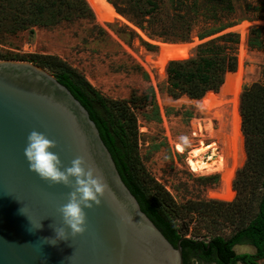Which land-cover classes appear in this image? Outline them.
I'll return each mask as SVG.
<instances>
[{
    "label": "rangeland",
    "instance_id": "374dc122",
    "mask_svg": "<svg viewBox=\"0 0 264 264\" xmlns=\"http://www.w3.org/2000/svg\"><path fill=\"white\" fill-rule=\"evenodd\" d=\"M86 1L93 12V24L75 21L13 34H9L8 28L0 27V60L31 63L32 55L55 56L81 74L104 98L142 97L132 112L144 178L151 179L177 206L172 215L184 238L207 242L213 236L230 237L242 221L246 224L253 218L261 192L254 176L238 183V191L233 188V181L246 161L239 114L240 93L243 86L264 83V51L247 46L250 28L264 29V19L247 20L264 0H234V13L228 16V20L236 23L234 26L201 41H197L194 32L185 43L171 41L173 30L167 27L177 9L169 0H163L161 15L166 27L142 22L144 29L135 25L136 20L129 14L121 13L128 10L129 0H105L111 7V17L106 16L97 0ZM201 26L200 22L195 31ZM228 32L238 35L236 70L225 75L222 95H219L220 88L218 95L204 97L202 102L166 103L169 96L164 91L165 67L169 59L180 58L171 55L193 44L189 53L180 54L182 58L191 57L197 46ZM163 52L167 56L164 61L157 58ZM153 106L158 111L159 121L152 118ZM207 123L209 132L204 130ZM212 143L222 154L225 170L209 175L193 173L186 162L187 153L191 148ZM237 198L239 208L221 204L233 203ZM188 202L203 204L196 206L194 213L185 214L181 206ZM236 246L234 252L243 255ZM246 255H255V249L250 246ZM255 264H264V255L256 259Z\"/></svg>",
    "mask_w": 264,
    "mask_h": 264
},
{
    "label": "trees",
    "instance_id": "16d2710c",
    "mask_svg": "<svg viewBox=\"0 0 264 264\" xmlns=\"http://www.w3.org/2000/svg\"><path fill=\"white\" fill-rule=\"evenodd\" d=\"M169 1L175 3L177 9L167 27L173 30L170 33L171 41L188 42L194 32L198 40H203L236 24L228 20V16L234 13V0H202L200 3L199 0H191L190 3L188 0ZM87 3L86 0H0V27L8 28L9 34H13L29 28H53L75 21L93 24V12ZM114 3L112 2L115 6ZM128 3V10L121 13L133 17L139 28L144 29L142 22L149 26L160 24L161 27H166L161 18L163 0H129ZM185 9L183 14L178 12ZM254 10V16L247 20L264 19V2ZM205 13H209L208 16ZM200 22L201 28L195 31ZM94 28L93 25L92 29ZM237 42L238 35L228 32L197 46L191 57L182 58L180 55L189 53L190 48L181 49L171 55L180 58L169 59L165 67L164 91L169 96L166 103L172 104L180 100L202 102L204 97L216 94L220 88L219 95H222L225 75L236 70ZM247 46L264 51L262 27L250 28ZM31 58V63L47 69L87 110L122 182L137 200L141 211L171 245L175 247L181 240L183 264H187L190 257H194L197 264H255L256 259L264 255V83L243 86L240 93L239 114L246 161L233 181V188L238 191L237 185L241 181L251 176L257 179L261 192L256 213L246 224L242 221L230 237L213 236L207 242H202L186 239L179 233L172 215L177 206L165 191H161L151 179L143 176L137 154L136 119L132 112L135 103L141 101L142 97L132 95L128 100L104 98L81 74L57 57L32 55ZM237 100L238 98L235 100L236 104ZM152 118L159 121L155 106ZM238 200L237 198L233 203L221 204L227 208H239ZM201 204L203 202H188L181 208L185 214H190ZM241 244L253 246L255 255L236 254L233 248Z\"/></svg>",
    "mask_w": 264,
    "mask_h": 264
},
{
    "label": "water",
    "instance_id": "95a60500",
    "mask_svg": "<svg viewBox=\"0 0 264 264\" xmlns=\"http://www.w3.org/2000/svg\"><path fill=\"white\" fill-rule=\"evenodd\" d=\"M32 130L55 141L65 167L84 157L107 185L101 204L85 209L82 234L73 236L59 211L71 189L29 170L24 147ZM61 227L65 240L48 243ZM180 241L171 245L141 211L71 92L44 68L0 60V264H183Z\"/></svg>",
    "mask_w": 264,
    "mask_h": 264
},
{
    "label": "clouds",
    "instance_id": "9594fccd",
    "mask_svg": "<svg viewBox=\"0 0 264 264\" xmlns=\"http://www.w3.org/2000/svg\"><path fill=\"white\" fill-rule=\"evenodd\" d=\"M55 147V141L42 132L32 130L26 137L24 157L29 170L42 180L50 185H63L71 189L67 202L60 207L59 211L63 224L75 236L82 234L85 230V209L101 204V199L105 197L107 191V185L91 164L86 165L84 157H76L71 161L70 166L65 167L53 151ZM54 231L55 239L47 240L48 243L55 244L58 240H65V228H54ZM236 247L242 254L250 251L248 245Z\"/></svg>",
    "mask_w": 264,
    "mask_h": 264
},
{
    "label": "bare ground",
    "instance_id": "6f19581e",
    "mask_svg": "<svg viewBox=\"0 0 264 264\" xmlns=\"http://www.w3.org/2000/svg\"><path fill=\"white\" fill-rule=\"evenodd\" d=\"M97 1L99 2L101 7L103 8L106 16H109V17L113 16L111 7L109 4L106 3L105 0H97ZM243 27H245V26H243ZM200 120H201V118H200ZM209 126L210 125L207 123V126H205L204 130L208 131ZM201 128H200V131H202ZM194 130H196V129H194ZM186 162H187L190 170L196 174L209 175V174H213V173H221L225 170V163H224V159L222 157V154H221V152H219L217 150L216 144H214V143L202 144V145L196 146L194 148H191L189 150V152L187 153Z\"/></svg>",
    "mask_w": 264,
    "mask_h": 264
},
{
    "label": "flooded vegetation",
    "instance_id": "af4514ba",
    "mask_svg": "<svg viewBox=\"0 0 264 264\" xmlns=\"http://www.w3.org/2000/svg\"><path fill=\"white\" fill-rule=\"evenodd\" d=\"M243 245V244H241ZM249 245V244H248ZM251 246V245H250ZM253 247V246H252ZM254 248V247H253ZM255 249V248H254ZM256 251V250H255ZM189 258V257H188ZM256 262V261H255ZM187 264H197V262L195 261L194 257H190L189 259H187Z\"/></svg>",
    "mask_w": 264,
    "mask_h": 264
}]
</instances>
